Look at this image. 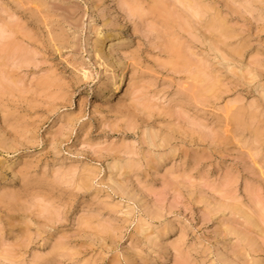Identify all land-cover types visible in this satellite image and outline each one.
<instances>
[{
    "label": "rangeland",
    "instance_id": "rangeland-1",
    "mask_svg": "<svg viewBox=\"0 0 264 264\" xmlns=\"http://www.w3.org/2000/svg\"><path fill=\"white\" fill-rule=\"evenodd\" d=\"M0 264H264V0H0Z\"/></svg>",
    "mask_w": 264,
    "mask_h": 264
},
{
    "label": "bare ground",
    "instance_id": "bare-ground-1",
    "mask_svg": "<svg viewBox=\"0 0 264 264\" xmlns=\"http://www.w3.org/2000/svg\"><path fill=\"white\" fill-rule=\"evenodd\" d=\"M108 39L110 38L105 37L102 39L103 45L105 44V41ZM127 77H128V73L125 69H122L117 76H115L114 74L111 75L110 87L106 90V94L108 98L120 93V91L123 89Z\"/></svg>",
    "mask_w": 264,
    "mask_h": 264
}]
</instances>
